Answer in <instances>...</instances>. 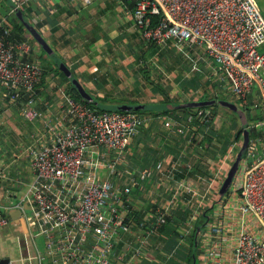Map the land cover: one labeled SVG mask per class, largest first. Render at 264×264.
I'll return each instance as SVG.
<instances>
[{"label": "built area", "instance_id": "2783aa9c", "mask_svg": "<svg viewBox=\"0 0 264 264\" xmlns=\"http://www.w3.org/2000/svg\"><path fill=\"white\" fill-rule=\"evenodd\" d=\"M55 1L0 0V95L11 104L20 101L19 112L29 120L41 115L36 86L42 65L32 43L6 39L9 19L21 11L38 25L46 12H54ZM65 1L73 8L92 3ZM129 1L134 25L146 43L159 49L173 44L202 48L209 61L216 63L231 101L262 113L261 119L247 124L248 129L264 131V53L260 51L264 17L253 0ZM37 29L41 35L48 32L43 24ZM57 94L59 113L45 121L40 133L30 134L24 149L33 180L16 203L4 207L0 201V228L10 223L9 210L20 209L31 238L43 239L47 264H140L144 236L130 258L119 255L117 247L122 235L132 231L126 222L132 211L126 196L134 187L144 190L154 173L153 165L136 173L125 171L129 146L150 117L134 111L91 109L71 97L65 87H59ZM212 116L210 107H204L188 112L185 122L180 114L159 119L168 133L185 134L197 160L205 140L214 138L217 127ZM241 140L232 137L225 151L216 154L217 160L208 161L214 171L201 180L186 176L180 163L174 164L179 171L170 170L162 182V189L168 191L164 203L157 206L153 219L147 216L139 222L140 229L147 221L155 231L176 206H187L190 197L193 212L188 228L205 207L211 218L203 229L197 264H264V150L258 149L256 139H249L232 183L223 196L219 194ZM155 164L162 172L168 162ZM175 172L183 175L177 177ZM189 229L182 230V235ZM44 259L39 256L40 264H45Z\"/></svg>", "mask_w": 264, "mask_h": 264}, {"label": "crops", "instance_id": "0c3cea01", "mask_svg": "<svg viewBox=\"0 0 264 264\" xmlns=\"http://www.w3.org/2000/svg\"><path fill=\"white\" fill-rule=\"evenodd\" d=\"M253 1L264 17V0ZM55 2L54 12L51 14L46 12L45 19L38 21V25L43 24L48 27V32L43 35L44 38L85 90L110 107L119 104L151 106L142 113L149 116L151 122L149 121L148 125L139 130L130 144L125 169L126 172L136 173L153 165L152 179L148 180L144 190L134 189L130 200L134 212L128 214L127 223H134L135 216L141 218V222L149 212L154 211L155 207L164 203V194L168 191L162 189V182L170 170L179 171L176 166L173 167L174 164L180 163L186 176L201 180L214 171V167H210L208 161L215 162L216 154L225 151L222 148L223 141L218 136L209 137L204 142L206 146L204 151L196 160L194 146L188 145L185 134L168 133L159 118L180 114L183 116L182 122H185L187 112L183 110L168 114L157 112L156 110L169 108L163 91L167 92L172 101L178 105L204 99L231 100L229 87L221 80L216 63L209 61L202 48L173 44L166 49H159L146 43L134 25L131 15L132 4L129 0H92L90 5L78 8L68 6L65 0ZM32 44L35 55L37 56L38 53L40 58L47 59L46 56L41 55L39 45L34 41ZM260 51L264 53V44L260 47ZM51 63L50 60L46 66H50ZM261 72L264 76V67ZM58 77L57 73L48 70L44 77L45 81L38 84L36 106L41 115L32 120L22 117L17 104L9 103L0 95V201L4 207L16 203L33 180L34 171L24 149L29 144L30 134L37 131L40 133L45 121L59 113L56 107L57 91L61 87L57 84ZM217 106L207 107L212 111L214 109L218 117L220 111H217ZM153 109L155 111H150ZM239 126L238 120L235 127H230V140L235 136ZM216 127H218L216 128L218 135L224 139L225 131L219 125ZM254 139L257 141L258 149L264 150V138ZM213 140L218 143L219 148ZM158 160H167L168 165L163 170L168 172H158L155 168ZM171 160L174 162L172 163ZM13 162H17L15 169L10 166ZM174 175L180 177L183 174L175 172ZM186 199H188L187 206L178 205L171 213L179 218L178 224L181 225L177 228L178 232L173 234L172 244H167L170 235L163 232L160 241L155 239L157 244L151 239L149 244L146 240L140 247L144 234L138 223V227H132L131 232L122 235L117 253L127 259L134 254L135 247H140L142 250L140 264H190L189 256L196 241V234L198 235L200 229H204L211 218H209L210 209L205 207L198 220L189 229L187 223L193 212L192 200L190 197ZM9 218L8 227L12 234H6L16 240L22 253L24 250L27 251L24 247L28 248L30 254L25 258L30 262L28 264H40L41 255H44L47 264L49 256L45 254L44 248L41 250L35 243L38 237L31 238L23 216L22 219H12L10 216ZM178 224L176 223V226ZM185 229H189V232L182 235L181 232ZM2 230L0 229V240ZM198 245L201 248L200 241ZM0 258H6L2 250H0Z\"/></svg>", "mask_w": 264, "mask_h": 264}, {"label": "trees", "instance_id": "16d2710c", "mask_svg": "<svg viewBox=\"0 0 264 264\" xmlns=\"http://www.w3.org/2000/svg\"><path fill=\"white\" fill-rule=\"evenodd\" d=\"M0 8H2V7H0ZM1 11H2V9H1ZM153 19H154V21H156V17L155 16L153 17ZM9 23H10V26L11 27L9 29L8 36H6V39H8L10 41H15V42L28 41V42H30V44L33 43V41L35 42V40L31 37V35L28 33V31L24 28V26L22 25V23L20 22V20L17 18V16H14L13 15L12 17H10ZM34 25H35L36 28L39 27V25H36V24H34ZM40 50H41V48H40ZM41 55H43V54H41ZM41 65H42V76L40 78V81L37 83V86H38L39 83L41 84V83H43L45 81L44 77L46 75V71L52 70L55 73H57V75L59 76L58 77V80H57V84L59 86H61V87H65V89L68 91V93L71 95V97H73L75 100H77V101L85 104L89 108L94 109V110H97V111H104V110H110V109L114 110L115 106L113 108H110V106L104 104L96 96H92L94 102H86V101H83L80 98L79 94L77 93L76 89L70 83V81L66 78V76L64 75V73L61 70L58 69V67L56 66V64L53 61H52V63H51L50 66L43 65L42 63H41ZM60 80H61V82H60ZM37 86H36V88H37ZM163 93L165 94V97L164 98H165V101H166V105H170L171 106V108H166V109H162L161 110V112H164V114H168L170 112H175V111H182V110L184 112H187L188 113V112H192V111L196 110L197 108H203V107H186V108L178 107V105H176L171 100V97H170V95L167 94V92L163 91ZM21 100H23V99L21 98ZM16 104L19 107L20 101L16 102ZM150 107L151 106H147L146 109L137 110V111H134V112L139 113V114H142V113L146 112L147 110H149ZM162 107H163V105L160 106V108H162ZM241 108L244 109V111L246 113L247 124L249 122H251V121L258 120V119H261L262 118V113L258 110V108H256L254 110L255 111L254 113L252 112V110H249L247 107H242L241 106ZM116 111H118V110H116ZM150 111L153 112V111H155V109L150 110ZM156 111L158 112V111H160V109L159 110H156ZM120 112H125V111H120ZM212 113H213V116H216L215 115L216 113L214 112V109H213ZM228 126H229V128L230 127H235L236 126V122H235V126H233L232 125V121H230V124ZM248 130H249V136H250V138H257V137L264 138V133L262 132L263 129L257 130V129L254 128V129H248ZM241 134H242V128H241V126H239L238 129H237V131H236V133H235V139L237 141L240 139ZM212 135H214V137H217L218 136V138L223 141L222 142V148H223V150L226 149L227 145L231 141L230 140V137L231 136L229 137V135H230L229 131L228 132H225L223 134L224 139L218 135L217 130L214 131ZM217 141L220 142L219 140H217ZM148 182L149 181H147L146 183H148ZM134 189L135 190H138L137 187H134L132 189V191L130 192L129 196L128 197L126 196L127 203L130 205L131 210H132L131 212H134L133 209H132L131 203H130V200H131V197H132V194H133V190ZM156 209H157V207H155L153 209L154 210L153 212H149V215L148 216L150 217V219H153L156 216V214H155V210ZM133 215H134V213H133ZM140 219L141 218H137L135 216L133 218V222L134 223L129 222V224L131 225V227H135L136 228V227H138L137 224L140 222ZM142 221H143V219H142ZM144 222L145 223H143V234H144L143 236L148 241V244H149V241L151 239H153L156 242V244H157V241L156 240L160 241V238L162 237L163 232H166L167 234L170 235V236H168V238H170V239H169V243H167V244H172V242H173V234H176L178 232L177 231V228H179V226H181V225L178 224L179 223V218L173 216V214H171L170 216H167L166 217V222L164 224L160 225L159 227H157L155 231L151 228V225H152L151 223H149L147 221H144ZM176 223L178 224L177 226H176ZM195 245L196 246L198 245V244H196V241H195ZM189 261H190V264H197V259H196V255H195L194 250H192L191 253H190Z\"/></svg>", "mask_w": 264, "mask_h": 264}, {"label": "water", "instance_id": "95a60500", "mask_svg": "<svg viewBox=\"0 0 264 264\" xmlns=\"http://www.w3.org/2000/svg\"><path fill=\"white\" fill-rule=\"evenodd\" d=\"M17 18L20 20L24 28L28 31V33L31 35V37L35 40V42L39 45V47L50 56V58H53V62L56 64L59 70H61L66 78L70 81L72 86L76 89L77 93L79 94L80 98L83 101L86 102H94L92 95L85 90V88L82 86V84L79 82L77 78L73 75L70 68L62 62L57 54L54 52L53 48L50 46L48 41L44 38L43 35H41L38 31V29L33 25L26 16L21 11L16 12ZM96 102V101H95ZM212 105H218L220 107L226 108L230 111H232L238 118L240 126L242 128V142L240 144V147L238 149V152L232 162V164L229 167V170L227 171V174L221 184V187L219 189V194L223 196L227 189L229 188L230 184L232 183L233 177L239 167L240 161L242 159V155L244 150L247 147L248 141L250 139L249 136V130L247 127V117L244 109H242L240 106H238L236 103H234L231 100L228 99H211V100H197V101H189V102H183L178 104V107L186 108V107H207ZM146 108V105L143 104H119L115 105L114 110H120L125 112H133L137 110H143ZM254 113L255 111L252 110ZM24 208L26 211H30V207L27 204H24ZM8 215L12 219L21 218L22 211L20 209H11L8 211ZM24 218V217H23ZM22 219V218H21ZM25 220V219H23ZM26 222V221H25ZM203 234V229H200L197 237H196V244L199 243L200 238ZM7 258H0V264H7L8 263ZM69 264V263H67Z\"/></svg>", "mask_w": 264, "mask_h": 264}, {"label": "rangeland", "instance_id": "374dc122", "mask_svg": "<svg viewBox=\"0 0 264 264\" xmlns=\"http://www.w3.org/2000/svg\"><path fill=\"white\" fill-rule=\"evenodd\" d=\"M40 51L44 56L47 57V59L40 58V54L38 55V53H37V57L43 65H47V62L50 63V60H52V61L55 60L53 58L50 59L49 56L42 49ZM110 108H113V107H110ZM169 108H171L170 105H169ZM216 108H217V111H220V113H219L220 115L218 117L216 116V125L221 126L220 128H222L225 132L230 130V128L228 126L229 120L232 121L233 126H235V122H236V124H238L237 116L232 111L225 109V108H222V107H219V106H217ZM110 110H112V109H110ZM10 166H12V169H15L17 167V162H13V164ZM9 225L10 224L6 225L5 227L0 228V229H3L1 232V240H0V250L3 251V256H6V258L12 262V264H24V263L28 264V263H30L28 260L25 259L30 254L28 252V248L24 247V249H27V251L25 252V250H24L22 253V251L20 250L21 247L16 243V240L11 239V237H9L6 234V233H8L9 235L12 234V232H10V227H8ZM196 237H197V234H196ZM35 243L37 244V246H39V248L41 250L43 249L41 237H38L37 239H35ZM193 248H192V250H194L195 255H197L199 253V250H200L199 245L196 246L194 244Z\"/></svg>", "mask_w": 264, "mask_h": 264}]
</instances>
